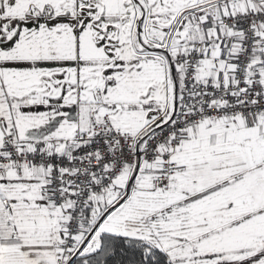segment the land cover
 Instances as JSON below:
<instances>
[{
    "label": "snow or ice",
    "instance_id": "6c2138e0",
    "mask_svg": "<svg viewBox=\"0 0 264 264\" xmlns=\"http://www.w3.org/2000/svg\"><path fill=\"white\" fill-rule=\"evenodd\" d=\"M0 264H264V0H0Z\"/></svg>",
    "mask_w": 264,
    "mask_h": 264
}]
</instances>
